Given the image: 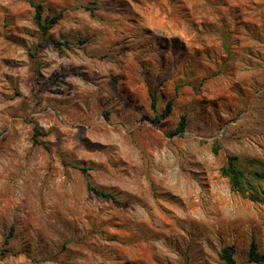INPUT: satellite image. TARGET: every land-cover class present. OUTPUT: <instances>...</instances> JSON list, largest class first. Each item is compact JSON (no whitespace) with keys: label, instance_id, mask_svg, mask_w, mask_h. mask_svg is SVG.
<instances>
[{"label":"rangeland","instance_id":"374dc122","mask_svg":"<svg viewBox=\"0 0 264 264\" xmlns=\"http://www.w3.org/2000/svg\"><path fill=\"white\" fill-rule=\"evenodd\" d=\"M230 156L264 169V0H0V264H260Z\"/></svg>","mask_w":264,"mask_h":264},{"label":"trees","instance_id":"16d2710c","mask_svg":"<svg viewBox=\"0 0 264 264\" xmlns=\"http://www.w3.org/2000/svg\"><path fill=\"white\" fill-rule=\"evenodd\" d=\"M32 6L35 9V19L38 23L41 30L47 34L49 30L54 27V24L57 21V17H47L44 21L42 20L43 9L42 5H37L32 3ZM91 10V9H90ZM56 48H58L61 52H65L66 50H71L74 46L73 43L70 42H60L56 41L53 43ZM157 97H153L152 99V109L156 113L155 120L153 121L155 124H160L162 120L166 119L172 111V107L169 104L164 113H159L157 110ZM186 117H182L177 128V132L181 133L185 131L186 128ZM35 137L43 135V133L38 129H34ZM220 147L218 145L214 146V152L217 153ZM82 172L86 173V169H81ZM222 175L229 179L231 188L234 192L243 194L247 199L264 204V169H251L244 170L240 167L239 158L236 156H230L227 164L222 168ZM88 190L92 192L97 197H100L104 200L111 201L115 204H120L119 198L110 192H106L100 190L99 188L88 185ZM250 258L259 262L260 264H264V255L261 256L258 254L257 245L254 243L250 249ZM1 258V256H0ZM222 258L226 261L227 264H236L235 260L232 256L231 248L223 250Z\"/></svg>","mask_w":264,"mask_h":264}]
</instances>
